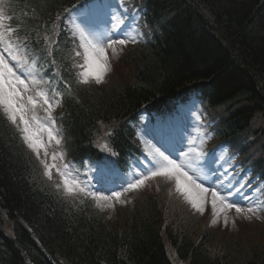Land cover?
<instances>
[{
    "label": "trees",
    "instance_id": "trees-1",
    "mask_svg": "<svg viewBox=\"0 0 264 264\" xmlns=\"http://www.w3.org/2000/svg\"><path fill=\"white\" fill-rule=\"evenodd\" d=\"M16 1L14 22L36 40L84 0ZM144 1L153 40L126 51L129 80L81 85L63 98L62 121L76 161L96 154L91 142L100 124L133 120L148 105L166 106L187 95H200L226 116L224 139L248 134L256 114L264 116V0ZM59 53L71 54L69 45H59ZM65 63L71 70L72 61ZM56 66L68 76L64 65ZM263 118L256 120L255 143H263L264 153ZM129 131L122 125L111 139L121 162L132 148ZM156 198L148 195L126 221L110 224L90 200L65 199L0 115V264H172L168 246L185 264H264V250L241 240L218 244L212 230L200 235L188 226L189 214L179 204ZM4 220L11 223L8 233L1 231Z\"/></svg>",
    "mask_w": 264,
    "mask_h": 264
},
{
    "label": "snow or ice",
    "instance_id": "snow-or-ice-1",
    "mask_svg": "<svg viewBox=\"0 0 264 264\" xmlns=\"http://www.w3.org/2000/svg\"><path fill=\"white\" fill-rule=\"evenodd\" d=\"M3 2L0 0V4ZM64 19L69 22L67 31L76 45L72 54L67 57L60 55L59 42L45 35L48 50L45 56H40L26 42L28 37L14 35L18 29L10 26L11 18L5 14L4 7H0V115L19 134L26 148L35 154L43 166L44 177L53 183L55 189H62L65 199L79 200L80 204L91 200L93 207L102 213L114 210L125 193L136 192L149 181L158 180L171 185L174 193L200 214L205 212L210 194L212 225L223 214V222L227 226V213L232 209L237 216L259 218V214L264 212V185H257L244 194L249 201L245 207L231 199L233 193L240 194L245 188V177L233 175L234 166L229 170L231 157H217L214 153L209 155L205 152L210 136L203 131L202 116L195 105L186 109L196 123L185 128L187 135L181 141L184 146L172 149L165 145H149L145 140L146 159L138 161L126 175L115 172L109 162L97 161L94 165L83 162L81 167L84 164L92 167L95 176L85 180L80 178L81 168L65 162L64 136L53 112L74 88L105 83L112 71L109 50L112 57H117V46L122 51L129 44L137 43L141 33L135 14H117L110 8L105 11L103 4L95 9L84 5L76 14ZM54 34L58 35L55 29ZM75 57H80L82 62ZM66 60L72 61L71 70ZM53 65H64L63 70L68 71V76L61 75L59 68L55 72H46V68ZM41 110L43 117L39 115ZM189 128L196 129L195 134ZM105 135L111 136L112 133L108 131ZM99 146L116 155L106 141ZM49 156L51 164L47 162ZM218 160L223 163L217 165ZM53 169L58 181L53 177ZM232 223L235 224V220Z\"/></svg>",
    "mask_w": 264,
    "mask_h": 264
},
{
    "label": "rangeland",
    "instance_id": "rangeland-1",
    "mask_svg": "<svg viewBox=\"0 0 264 264\" xmlns=\"http://www.w3.org/2000/svg\"><path fill=\"white\" fill-rule=\"evenodd\" d=\"M121 2L125 5V7L128 9V12L131 14H135L136 18H137V23L139 25H142V21H141V13H140V9H139V3H141V0H121ZM107 3V2H106ZM0 7H2V5L0 4ZM97 8V7H96ZM95 9V8H93ZM106 11V9H105ZM139 30V29H138ZM140 32V30H139ZM141 33V32H140ZM142 38V34L141 36L138 38V42L141 40ZM137 42V43H138ZM136 44V43H135ZM130 45V44H129ZM128 45V46H129ZM125 47L123 48L122 51H119V46H117L118 48V56L117 57H112V54L110 53V58L111 60H113L115 63L117 62L116 65L113 64V62H111L112 64V70L114 69L113 74L116 73L117 69L119 68V66H121V78H118L117 81H114L113 79V74L112 72H110V74L107 76L106 78V82L101 84V86H105L108 84H113L119 81H124L127 80L129 78L128 73L126 75L125 73V66H127V64L125 62L122 63V61H124L125 55H126V51L130 48V47ZM111 52V50H110ZM112 75V76H111ZM195 105V107L197 108V103H194L193 101L189 102L186 106H184V108L182 109V114L185 115L187 114L186 109L188 107H191ZM59 110V107H57L55 109V111L53 112L54 117L57 119L56 115H57V111ZM40 116L43 117L44 116V112L41 110L39 112ZM188 119H190L192 124H195L196 121L192 118H190V116H188ZM193 122H192V120ZM210 125L209 123H206L205 126H203V131L210 136V139L207 141V143L205 144V152L207 154H209L212 150V146H213V142H211V135L212 132H210ZM185 128L184 127L180 133L178 134L176 131H171L168 135H167V131H163L162 133L160 132L161 130L165 129V127H160L159 130L156 131H149V133L151 134L148 135L146 133H144V137L143 141H151L154 142V139H156L157 137L161 138V139H165V141L167 142V144L165 143V146L170 147L172 149H174L175 145L174 143L171 141V133H175V138L176 140L181 141L183 137L186 136V132H185ZM110 129L107 127H103V129H101L100 131V137H104L105 133L108 132ZM257 134L251 133L248 138L249 140H253L254 137H256ZM154 138V139H153ZM102 142H99V144ZM150 144V142L148 143ZM63 147V144H62ZM63 150L65 152V147H63ZM144 150H147V146H144ZM223 152V156L226 157V150L229 154H231L230 152V148L228 145H224L221 149ZM66 153V152H65ZM35 155V154H34ZM41 155L43 156V153H41ZM218 157V156H217ZM66 158V155H65ZM39 161V160H38ZM49 164L52 163L51 160V156L48 157V161ZM59 162V161H57ZM236 162L232 161L231 166H229V169H231V167L235 166ZM40 167L43 168V166L40 164ZM53 176L56 175L55 169L52 170ZM233 174H235V172H233ZM55 179V178H54ZM56 181L59 180V178L55 179ZM151 185V183H147V187ZM153 185V184H152ZM146 186L144 188H146ZM163 187L164 191H160V187ZM153 187V186H152ZM144 188L140 189V191L144 190ZM153 191L156 192L161 198V200L163 201V203L166 205L167 199L169 200L170 206L172 205V200L174 198V196L176 197V201L181 198L183 200L182 197H179L178 195H176L174 193V189L172 188L171 185L165 183V182H158L156 186H154ZM170 191L172 192V194H170ZM131 197L134 196L135 199H139L142 195L139 194L137 191L136 192H131ZM129 194V196H130ZM236 198L238 197H244V194H235ZM168 197V198H167ZM235 196L232 195L231 199H233ZM159 198V197H158ZM122 201H124V199L121 198ZM134 200V199H133ZM184 201V200H183ZM131 202V199H129L128 201L124 202V203H117L115 205V209L114 210H109V211H105L102 212V215L105 216L106 220L112 224V225H117L120 223H123L124 220L126 221V214L122 215L121 211L122 209H126V207H128V203ZM184 203L186 204V208H187V212L189 214L188 218V226L190 228H192L194 231H196L197 233H202L203 230H209V231H213V233L215 234L216 238L215 240H217L218 244H222L225 246H228L230 241L232 240H237L238 241H244V243L246 244V246H253L255 249H257L258 251H262L264 250V222L263 219H260V215L259 218L253 217L252 219H246L243 216H237V214L235 213V209L230 210L227 215L229 217V223L227 224V226H225L223 220V214H221V216L218 219V222L215 225H212L211 219H212V211H211V206L208 208H205V212L203 214L197 213L194 211H192L193 209L190 207V205H188L185 201ZM180 208L184 209L185 205L182 203H179ZM168 206V205H166ZM174 207V206H173ZM179 207V206H178ZM242 207H244L242 205ZM192 209V210H191ZM262 215V213H260ZM207 215L208 217H210V220H204L202 216ZM235 220V224L232 223V221ZM241 223V224H240ZM246 232H248L250 235L248 238H246ZM251 242H253V244H251ZM169 257L172 260L173 264H181L176 262L172 257L173 255L171 253H169Z\"/></svg>",
    "mask_w": 264,
    "mask_h": 264
},
{
    "label": "bare ground",
    "instance_id": "bare-ground-1",
    "mask_svg": "<svg viewBox=\"0 0 264 264\" xmlns=\"http://www.w3.org/2000/svg\"><path fill=\"white\" fill-rule=\"evenodd\" d=\"M212 31H213V30H212ZM214 32H215V31H213V33H214ZM226 44H227V43H226ZM224 47H226V46H224ZM227 48H228V50H231L230 47H227ZM234 52H235V54H233V55L237 56V55H238L237 51L234 50ZM192 101H193L194 103H196V99H195V98H193ZM209 106H210V105H209ZM210 107H211V106H210ZM148 108L151 109V110H154V111H159V112H161V111L164 110V106H162V105H158V106L148 105ZM141 111H142V110H141ZM141 111H139V112L137 113V115H136L135 117L132 118L133 121H134V128L132 129V131H131L130 128H129V130H130L129 132L131 133L132 141H133V142H135V141H137V140H139V139H143V138H145L144 135H143L144 133H147L148 135L151 136V134L149 133V131H151L153 128H156V127L159 126V125L156 124L155 122L151 121L147 116L143 115ZM259 111H260V110H259ZM39 114H40V113H39ZM225 117H226V116H224V118H223V120H222V122H221V124H220V128H221V125L224 123ZM263 117H264V116H263L262 112H261V111L258 112V113L256 114L255 121L252 122L251 128L253 127V128H254L255 130H257V132H258L259 129H257V128L259 127V124H256V120H257V119L259 120V119H261V118H263ZM263 119H264V118H263ZM14 131H15V130H14ZM15 132H16V131H15ZM16 134H18V133L16 132ZM133 136H134V138H133ZM210 201H211V195L209 194V196H208V203L205 205V207H206L207 205H208V206H211ZM1 226H2V227H1V231H3L4 233H8V231H9V229H10V227H11V223H10L9 220H4V221H3V224H2Z\"/></svg>",
    "mask_w": 264,
    "mask_h": 264
}]
</instances>
